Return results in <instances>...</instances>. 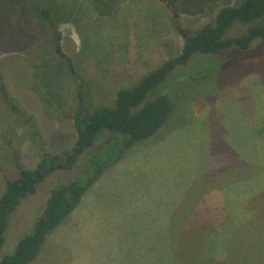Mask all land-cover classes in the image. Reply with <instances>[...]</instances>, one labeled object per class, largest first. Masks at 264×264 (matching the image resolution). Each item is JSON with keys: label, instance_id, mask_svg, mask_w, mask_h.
Wrapping results in <instances>:
<instances>
[{"label": "rangeland", "instance_id": "rangeland-1", "mask_svg": "<svg viewBox=\"0 0 264 264\" xmlns=\"http://www.w3.org/2000/svg\"><path fill=\"white\" fill-rule=\"evenodd\" d=\"M238 1L219 0L211 4L213 12L182 14L177 28L164 0H105L113 5L105 15L95 9L96 0H58V44L71 68L62 58L61 75L55 71L44 79L35 73L53 69L34 72L23 55L0 53L23 112L13 111L0 93V196L6 178L19 174L16 161L30 168L44 151L71 149L81 111L112 105L118 89L177 56L190 30L197 32ZM245 28L236 23L226 36ZM171 76L169 85L165 80L159 86L174 104L164 125L103 173L30 264H168L170 229L181 243L195 224L192 219L184 228L190 218L223 217L236 206L234 196L258 188L264 194V42L196 54ZM84 158L74 170L51 172L23 199L9 221L3 254L33 229L53 188L85 174ZM175 216L186 218L180 229H174ZM258 219L264 225V215ZM181 258L187 260L186 253Z\"/></svg>", "mask_w": 264, "mask_h": 264}, {"label": "trees", "instance_id": "trees-1", "mask_svg": "<svg viewBox=\"0 0 264 264\" xmlns=\"http://www.w3.org/2000/svg\"><path fill=\"white\" fill-rule=\"evenodd\" d=\"M164 1L172 11L173 23L179 28L182 14H205L208 10L213 12L211 4L219 0ZM57 2L0 0V53L23 55L34 72L53 69L52 74L35 73L44 79L56 73L61 75L62 58H66L72 67L71 59L57 52L58 42L62 38L55 15ZM111 3L96 0L95 9L103 15L109 14L113 8ZM236 23L246 26L244 32L226 36L228 29ZM257 39L264 42V0H239L237 4L224 6L213 22L207 23L197 32H188L177 56L164 61L136 84L118 89L112 105H100L85 110L83 114L81 111L74 120L78 135L71 149L56 154L44 151L40 160L30 168L16 161L19 174L14 179L6 178L7 187L0 196V264L33 262L40 255L49 233L74 211L103 173L119 163L131 147L150 138L164 125L174 104L167 93L160 91L159 86L165 80L166 85L170 84V75L178 66L187 65L196 54L219 53L233 47L248 49ZM0 93L6 105L17 114H23L13 99L2 67ZM85 156V174L53 188L33 229L19 239L12 252L3 254L9 221L23 199L35 194L39 184L51 172L58 169L74 170ZM211 192L218 194L216 190ZM234 197L237 200L236 206H231L223 217L205 213L190 218L184 228L192 223V219L196 220L195 224L191 225V231L181 243L177 242V233L170 229L171 247L170 253L167 249V263L264 262V225L258 219L264 215V194L258 188ZM172 219L174 229L175 226L180 229L186 218L175 216ZM252 251H257V254ZM184 253L186 263L182 258L178 262V255L181 257Z\"/></svg>", "mask_w": 264, "mask_h": 264}, {"label": "water", "instance_id": "water-1", "mask_svg": "<svg viewBox=\"0 0 264 264\" xmlns=\"http://www.w3.org/2000/svg\"><path fill=\"white\" fill-rule=\"evenodd\" d=\"M182 33H183V35H185V31L182 30ZM57 52H58L60 55H62V56L64 55V53L61 52V47H60L59 44L57 45ZM80 101H82V99H80ZM81 103H82V102H81Z\"/></svg>", "mask_w": 264, "mask_h": 264}]
</instances>
